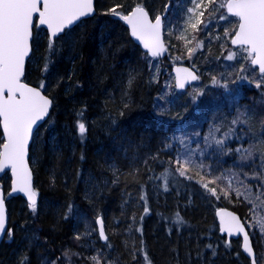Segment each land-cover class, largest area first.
Listing matches in <instances>:
<instances>
[{
	"label": "trees",
	"instance_id": "obj_1",
	"mask_svg": "<svg viewBox=\"0 0 264 264\" xmlns=\"http://www.w3.org/2000/svg\"><path fill=\"white\" fill-rule=\"evenodd\" d=\"M138 2L96 0L97 13L66 30L51 55L47 31L34 27L25 81L43 82L53 108L31 147L36 209L22 196H8L11 237L7 234L0 246V264H21L24 257L28 264H50L57 257V264H66L62 253L70 246L83 259L100 253L112 264H251L241 239L228 242L219 232L216 210L223 206L247 221L257 262H264V233L259 231L264 223V76L248 57L247 65L240 66L220 53L230 37H222L219 8L207 11L216 23L208 25V34L200 33L204 46L192 61L185 58L186 43L179 39L174 44L168 33L167 55L151 58L122 18L108 12L123 5L118 11L127 14ZM168 2L142 0L153 15L164 12ZM177 2H171V22L181 20ZM174 63L191 65L200 75L193 85L200 86L197 95L184 103L185 109L194 107L205 116L188 133L182 121L155 120L151 113L160 105L157 96ZM216 107L223 116L213 111ZM214 112L226 119L224 125L211 117ZM241 113H252L254 121L242 123ZM78 119L87 127L83 138ZM217 127L223 135L207 147L202 140L209 137L208 128ZM185 141L191 144L184 147ZM178 158L190 161L185 176L176 171ZM205 183L216 188L219 199ZM10 184L6 173L5 191ZM225 189L230 195H223ZM99 216L107 241L99 236ZM85 232L90 234L74 238Z\"/></svg>",
	"mask_w": 264,
	"mask_h": 264
},
{
	"label": "snow or ice",
	"instance_id": "obj_2",
	"mask_svg": "<svg viewBox=\"0 0 264 264\" xmlns=\"http://www.w3.org/2000/svg\"><path fill=\"white\" fill-rule=\"evenodd\" d=\"M192 8L187 9L190 27L198 30V25L203 24L201 19L206 11H209L213 5L217 8H226L227 13L238 18V26L231 39L233 45H239L251 64L259 65V72L264 74V0H226L225 3H217V0H191ZM123 5H115L108 9V12L121 17L131 26V34L144 43V48L149 50L152 57H158L166 50L161 40L163 31V19L156 15L154 20L149 17L147 9L143 6L142 0L135 4L127 14L121 16L118 11ZM94 11V0H0V124H2L3 141L0 143V173L10 168L14 177L12 192H22L27 194L30 202L29 207L35 211L37 193L32 188V173L28 166V145L32 138L34 126L42 121L48 115L52 101L42 90L45 88L43 82L37 87H31L24 83V69L26 58L30 56L32 43L34 40V27L40 29L46 26L50 33L48 37L47 50L49 55L54 51V44L61 34L66 30L71 31V27L81 18L89 16ZM198 13V15H197ZM211 15V13H210ZM196 17V22L191 23L192 17ZM221 20L227 17L221 15ZM225 35H229L226 31ZM38 39V37H36ZM183 39V36L180 37ZM202 42L200 47H202ZM195 49L188 48L189 57ZM235 53L227 58L232 60ZM48 62L45 63L43 71L47 72ZM181 71L180 69L177 70ZM187 71V70H184ZM243 71V69H241ZM192 80L198 79L197 76L188 73ZM131 83V81L129 82ZM261 84L257 83L256 87ZM179 88L185 87V80L180 79ZM7 93V95H5ZM83 116V112L79 114ZM242 123L247 124L250 116L241 113ZM239 119V118H238ZM233 123H237L233 120ZM264 123V121H262ZM77 129L79 135L83 138L87 132L86 124L82 119L77 120ZM218 143H220L218 141ZM251 153L249 152V155ZM178 167L176 171L181 176L186 175L185 166L190 163L188 160L181 161L179 158L174 162ZM216 199V188H209L208 184H203ZM11 195V193H9ZM223 195L228 196L230 192L225 189ZM236 195H242L239 189H236ZM248 197L245 196V199ZM71 211V209H69ZM220 219L223 224L221 231L229 235L233 233L242 234V249L252 258V264H256L251 239L248 230L245 229V223L232 213L220 212ZM99 225V236L105 241L108 240L104 230V221L102 217L97 218ZM6 230L5 196L0 191V234ZM259 231L264 233V223L260 224ZM7 234L11 237V230ZM89 232L77 234L74 238L81 239V235H89ZM111 247V245H107ZM211 247V245H209ZM215 254V253H213ZM74 255H79L78 253ZM101 254L89 257L94 264H112L111 261L101 260ZM62 257L71 264V255L68 251L62 253ZM147 259V253H144ZM135 259V255L133 256ZM61 257L50 261V264H57ZM264 260V257L261 258ZM21 264H28L27 257L21 260ZM151 264V261H148Z\"/></svg>",
	"mask_w": 264,
	"mask_h": 264
},
{
	"label": "rangeland",
	"instance_id": "obj_3",
	"mask_svg": "<svg viewBox=\"0 0 264 264\" xmlns=\"http://www.w3.org/2000/svg\"><path fill=\"white\" fill-rule=\"evenodd\" d=\"M204 2L206 4L207 0H204ZM225 2H226V0H217V3H225ZM192 7H193V4L191 3V0H178L177 11H179L182 15L181 20L179 19L178 20L179 22L177 24V22H176L177 20H175V22H171V20L168 19L167 26L169 29L168 30L169 36H171V38H174V44H175V42H177L180 39L181 36H183V39H181V40H183L186 43V46H185L186 50L188 48L196 49V51H194L193 54L190 56V57L195 58V55L197 54V49L200 47V44L202 42L200 37H198V36H200L202 33L208 34V25H211V23H214V22L216 23V21L214 19H210V17L207 16V14H206L207 11H206L204 16L201 18V19H203L204 23L198 25V30H193L190 27V24L187 22L189 14L186 11L187 9L192 8ZM215 8H217V7L212 6L209 10L212 11V9H215ZM221 9H223V10H221ZM219 11H220L219 14H217L219 24H221V23L223 24L224 32L227 31L228 33H230L229 35H225V34L222 35V37L223 36L226 37V40L228 37H230V42H229L230 45H228V47H226V48H223V50L220 51V53L223 52V56H224V51H228L229 52L228 55L224 56L226 59L230 54L235 53L236 54L235 58L232 59V60H235V62H239L240 61L239 57L242 58L241 55H244L243 58L245 59V62H243V63L239 62V64H240V66L241 65H247V60H246L247 56L245 55L244 50L241 49V47H233L231 44L232 36H233L234 31L236 30L238 22H239L238 18L228 14L226 8H219ZM197 15H198V13H197ZM221 15H224L227 18L224 20H221L219 18ZM195 22H196V17L193 16L191 19V23H195ZM202 45L204 46L203 43H202ZM225 46L226 45L224 44V47ZM238 49H240V50H238ZM186 54H187L186 56L189 57L187 51H186ZM236 56H238V57H236ZM248 60L250 61V59H248ZM194 61L196 64H198V60L194 59ZM225 61L228 62V60H225ZM199 63H200V61H199ZM213 71H215L214 68H213ZM165 79H166V81H165L163 88H162V92L164 95L159 100L160 106L161 107L163 106L164 108H166V110H168L170 106L177 103V106H181L184 109V110H182V109L180 110V112H182V113L179 116L178 122L182 121L183 126H184L183 128H185V129L187 128L186 130L184 129L185 133L186 132L188 133L189 128H191V127L193 129H196L198 126H196L195 124H197L199 122L198 119L201 117L200 111L196 112L194 107L192 109H188V108L185 109L186 105L184 102L186 101L185 100L186 98L194 97V95H197L195 92H196V90H198V88H200V86L197 88H192L193 90L185 92L182 94V93H180V91L175 86V77L172 73H170L168 76H165ZM215 110L220 112V116L224 115L221 113L220 108L216 107V108H214L213 111H215ZM211 111H212V109L210 110V112ZM204 116L205 115H202L201 120L204 118ZM248 116H250L249 120L254 121V117H253L252 113H249ZM211 117L216 118L219 121L218 123L220 125H224L225 120H226L224 117H218V114L216 112L212 113ZM0 127H1V124H0ZM208 130L210 131V135L208 138L202 140V142H204L207 147H211L212 145L215 144V140H216L217 136L219 137V136H222L223 134L222 133L220 134V132H217L218 127L215 129V131H212L211 128H208ZM0 135H1L0 137L3 139V134L0 133ZM183 138H185V135H183L182 139ZM191 138H193V136ZM37 139H39L38 135H37V138H34V145H35V142ZM190 144H191L190 142H186L183 144V146L187 147ZM186 151H188V150H186ZM182 155H183L182 158H188V159L192 160L191 157H186V154H182ZM184 160H186V159H184ZM251 231H252V228H251ZM64 251H68L70 253L71 264H93L94 263L90 259H83L82 255L76 250L75 247L70 246V247L66 248ZM76 253H78L79 255L78 256L74 255ZM65 262H66V264H68V262L66 260H65ZM140 264H144V261L141 260ZM260 264H264V262H262Z\"/></svg>",
	"mask_w": 264,
	"mask_h": 264
},
{
	"label": "water",
	"instance_id": "obj_4",
	"mask_svg": "<svg viewBox=\"0 0 264 264\" xmlns=\"http://www.w3.org/2000/svg\"><path fill=\"white\" fill-rule=\"evenodd\" d=\"M170 8H171V3L169 2L168 5H167L166 11L164 13H162V14H159L162 17L163 21H164V18L168 15ZM96 13H97L96 0H94V11H93V13L90 14L89 16H86V17L81 18L79 21L75 22L72 27H74L76 24H78L79 22H81L84 19L93 17ZM149 17H150V15H149ZM126 25H127L128 29H129L130 36L135 41V43L138 44L142 50H144V51L148 52V54H150L149 53V50L146 49V48H144L143 41L140 40V39H138L137 37H135V36H133L131 34V26L127 22H126ZM41 28H44L46 30V26H41ZM33 33H34V31H33ZM47 33H48V35L50 34L48 31H47ZM161 40H162L163 44L165 45V49L166 50L163 52L162 55H160L158 57L164 58L167 55V45H166V42H165L164 31H162ZM233 46L238 47L239 45H233ZM31 54H32V50H31L30 56H31ZM30 56L28 58H26L25 69H24V77H22V80H23L24 83H27L31 87H37V86H34L32 84H29L28 82L25 81L27 62H28ZM253 66H255L258 69V71H259V65H253ZM178 69H180L181 71L178 72L177 71ZM184 70H187V71H184ZM173 71H174V74H175V85H176V87L179 90H182V91L185 90V89H187L190 85L196 83L197 80H198V79H196V80L190 79L188 77V73L189 72H191L192 74H194L195 76H197L199 78L197 71L194 70L192 67H190L188 65H185V64H177V65H175L174 68H173ZM180 79H184L185 80V87L182 88V89L178 87V82H179ZM42 92H43V95L47 96L52 101V104H51V106L49 108L48 115L45 116L42 121H39L36 126H34L32 138L29 141V145H28V157H27V161H28V166H29V168L31 170V173H32V188H33V190H35V188H34V172H33L32 166H31V147H32V143H33V140H34V136H35L36 131L39 129V127L43 123H45L48 120V118H49V116L51 114L52 108H53V99L50 96H48L43 90H42ZM5 95H7V93H5ZM0 120H2V118H0ZM1 130H2V124H1ZM2 133H3V130H2ZM6 173H9L10 178H11V184H10V188H9L8 191H5V189L2 186V178L4 177V175ZM13 180H14V177L11 174L10 168L9 169H6L4 172L0 173V191H2L4 193V196H5V213H6V230H5V233L0 234V246H1L2 242L6 238V235H7V232H8V228H9V214H8V207H7V195H9V193H11V195H9L10 197L23 196L28 201L27 194L26 193H22V192H12V188L14 186L13 185ZM38 199L39 198H38V195H37V197H36V204L38 202ZM29 204H30V202H29ZM221 210H224V212H226V213H232V214H234L235 216H237V217L240 218V221L242 223H244L242 217L235 210H233L231 208H228V207L219 208V209L216 210V217H217V220H218V223H219V232H220V234L223 235V236H226V239H227L228 242H230L232 239H239V238L242 241L243 240L242 234L237 235V234L233 233L232 235H229L227 232L221 231V228L223 227V224H222L221 219H220V212H221ZM99 217H101V216H99ZM98 228H99V225H98ZM245 229L248 230L247 227H246V225H245ZM104 230H105V226H104ZM248 233H249V237L251 239V246L253 248V253H254V256H255V260H256V252H255V249H254L253 239H252V236H251L249 230H248ZM105 234H106V232H105ZM102 240L105 241L104 239H102ZM241 249H242V246H241ZM242 252L244 253V255L247 258H249L251 260V263H252V258L250 257V255L248 253H246L245 251H243V249H242ZM256 264H257V262H256Z\"/></svg>",
	"mask_w": 264,
	"mask_h": 264
},
{
	"label": "bare ground",
	"instance_id": "obj_5",
	"mask_svg": "<svg viewBox=\"0 0 264 264\" xmlns=\"http://www.w3.org/2000/svg\"><path fill=\"white\" fill-rule=\"evenodd\" d=\"M169 2L171 3L172 2V0H169ZM168 2V3H169ZM168 3L166 4V7H165V11H166V9H167V5H168ZM213 6H215V5H213ZM146 8V7H145ZM171 8H172V5H171ZM171 8H170V10H169V13H170V11H171ZM147 9V8H146ZM210 9V8H209ZM147 11H148V13H149V15H150V17H151V19H153L154 20V17L156 16V15H159V14H162V13H164V12H162V13H157V14H154L153 15V13H151L148 9H147ZM169 13H168V15L164 18V21H163V31H164V36H165V33H169L168 32V26H167V22H168V20L167 19H169ZM123 15H125V14H123ZM121 16H122V14H121ZM123 20V19H122ZM124 21V20H123ZM177 22V24H178V22L179 21H176ZM124 23L126 24V22L124 21ZM174 24V23H173ZM127 26V25H126ZM128 28V27H127ZM129 30V29H128ZM34 31V30H33ZM200 35V34H199ZM49 36V35H48ZM198 37H200V39H201V36H198ZM202 40V39H201ZM167 52H168V49H167ZM228 51H224V56H227L228 55ZM246 55V54H245ZM149 56H150V54H149ZM243 56L244 55H241V57L242 58H240L239 57V60H240V62L241 63H243V62H245V59L243 58ZM247 56V55H246ZM151 58H158V57H152V56H150ZM236 57H238V56H236ZM185 58H187V59H189V61H192L191 60V57H185ZM28 63V62H27ZM177 64H185V63H174L172 66H171V70H170V72L169 73H172L173 75H174V77H175V74H174V71H173V68H174V66L175 65H177ZM185 65H188V64H185ZM188 66H190V67H192L194 70H196L193 66H191V65H188ZM197 71V73H198V76L200 77V75H199V72H198V70H196ZM196 83H194V84H192V85H190L187 89H185V90H183V92L184 91H188V90H191L192 88H193V85H195ZM176 86V85H175ZM177 88V87H176ZM178 89V88H177ZM179 90V89H178ZM179 91H181V90H179ZM164 94H163V92H159L158 93V98L160 99L162 96H163ZM179 106H177V103H175V104H173L172 106H170L169 107V109L168 110H166V108H164L163 106L161 107L160 105H156V109H154V110H152V117L156 120L157 118L159 119V117L160 118H162V120L163 121H165V122H168V121H177L178 119H179V116L181 115V112H180V110H179ZM162 114V115H161ZM159 121V120H158ZM37 132V131H36ZM36 134V133H35ZM34 188H35V186H34ZM36 191V190H35ZM37 193V192H36ZM38 195V194H37ZM23 197V196H22ZM39 198V197H38ZM25 199V198H24ZM26 200V199H25ZM39 200V199H38ZM26 202L29 204V202L26 200ZM38 203V202H37ZM224 207V206H223ZM220 208H222V207H220ZM219 209V208H218ZM96 222H97V219H96ZM98 226V225H97ZM99 229V228H98ZM102 239V238H101ZM254 249H255V247H254ZM65 250V249H64Z\"/></svg>",
	"mask_w": 264,
	"mask_h": 264
}]
</instances>
